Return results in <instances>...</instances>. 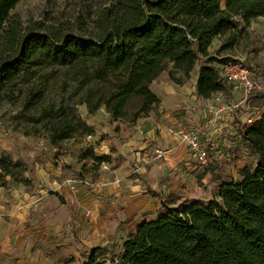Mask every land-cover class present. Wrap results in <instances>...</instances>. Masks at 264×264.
<instances>
[{
	"label": "trees",
	"instance_id": "1",
	"mask_svg": "<svg viewBox=\"0 0 264 264\" xmlns=\"http://www.w3.org/2000/svg\"><path fill=\"white\" fill-rule=\"evenodd\" d=\"M20 1L0 0V90L37 66L60 64L83 92L79 102L42 109L53 146L77 130H94L78 103L90 112L105 106L111 121L132 124L155 111L161 99L153 82L165 71L181 86L196 78L205 99L228 92L218 65L230 62L224 52L243 33L235 21L264 18V0H226L225 7L222 0H107L91 26L75 29L70 22L26 25L13 12ZM217 37L222 44L212 50ZM42 96L28 91L25 105L36 106ZM239 134L256 162L242 168L241 179L223 180L206 203L184 209L163 203L156 218L140 222L122 243L92 247L85 264H264V114L240 124ZM81 157L95 168L111 161L93 146ZM11 169L1 158L0 181Z\"/></svg>",
	"mask_w": 264,
	"mask_h": 264
},
{
	"label": "crops",
	"instance_id": "2",
	"mask_svg": "<svg viewBox=\"0 0 264 264\" xmlns=\"http://www.w3.org/2000/svg\"><path fill=\"white\" fill-rule=\"evenodd\" d=\"M235 24L254 37L250 21L240 17ZM153 90L161 99L155 111L131 126L106 117L97 135H89L98 155L111 156L106 162L111 169L101 174L94 188L64 184L60 190L52 186L49 190L39 175L0 187V264H85L92 247L120 244L140 222L156 218L165 195H170V177L180 175L188 160L196 159L188 142L173 132L180 126L187 128L185 121L204 125L211 145L224 147L220 152L231 146L238 157L246 153L239 126L247 118L244 121L243 115L236 118L234 112L214 113L206 108L213 109L214 103L231 101L234 96L243 104L241 92L229 90L223 96L225 91H220L218 97L205 99L197 93L196 78L181 86L168 77L156 79ZM197 100L206 107H195ZM87 120L92 125L99 122L93 114ZM157 148L165 150L164 157L157 156ZM48 170L61 180L70 176L59 166ZM148 177L157 179L158 188L151 190L161 196L149 193L144 181Z\"/></svg>",
	"mask_w": 264,
	"mask_h": 264
},
{
	"label": "rangeland",
	"instance_id": "3",
	"mask_svg": "<svg viewBox=\"0 0 264 264\" xmlns=\"http://www.w3.org/2000/svg\"><path fill=\"white\" fill-rule=\"evenodd\" d=\"M105 1L107 0H21L13 12L20 14L26 25H33L35 22L44 24L70 22L73 28L79 29L91 26L92 19ZM225 5L226 0H222V6ZM250 22L255 30L254 37H251L249 31L243 32L234 48L225 51L224 54L230 56V61L241 62L259 75L264 72V18H254ZM222 40L223 37H217L212 50L220 48ZM222 64L224 63L218 65L220 71ZM72 74L67 66L44 64L35 67L25 73L22 79L0 90V160L6 158L12 166V172L0 181V187H4L5 182L25 181L38 175L43 178V184L48 185L49 190L51 186L60 190L64 184L72 188H77L79 184L91 187L99 180L101 174L111 169L106 162L95 168L91 158L81 157L88 147L96 146L93 138L89 137V132L77 130L55 147L47 138L48 132L44 127L46 120H40L42 109L61 100H65L66 103L79 102L83 96V92L78 91L72 83ZM166 77L170 79L168 71L163 72L157 79L161 81ZM31 90L43 96L36 106L27 107L24 96ZM224 94L226 95V91L223 96ZM219 95L217 92L214 96ZM200 101L197 100L194 106L206 107L203 101L201 103ZM221 104L214 103L213 109L206 107L207 111L215 113ZM77 108L86 119L89 114L98 117L99 122L94 125L92 135H97L101 130L100 125L105 124L107 118L111 120L110 115L107 116L105 106L92 112L89 111L86 103H78ZM240 108L244 121L249 116L260 118L264 114V90L251 94ZM122 123L125 126L132 125L128 121ZM185 125L187 128L195 127L202 131V139L210 158L207 164H201L197 159L188 160L189 164L184 166L180 175L170 177L168 186L170 195H165V203L181 209L193 203L213 200L223 180L241 179L242 168L256 164L249 147L242 146L246 153L241 157H238L234 147L232 149L231 146L225 147L224 151L220 152L224 147L211 145V137L204 134L206 132L204 125L199 124L198 121L195 123L185 121ZM26 132H30L31 135H27ZM230 137L235 141L234 135ZM51 166L61 167L70 176L61 180L62 177L50 175L48 168ZM67 179L75 181V186L67 183ZM84 180L88 183H84ZM144 181L147 183L149 193L153 195L150 190L159 185L157 179L148 177Z\"/></svg>",
	"mask_w": 264,
	"mask_h": 264
},
{
	"label": "built area",
	"instance_id": "4",
	"mask_svg": "<svg viewBox=\"0 0 264 264\" xmlns=\"http://www.w3.org/2000/svg\"><path fill=\"white\" fill-rule=\"evenodd\" d=\"M220 72L223 78L229 83L230 90L241 92L244 101H247L251 94L264 90V72L258 75L241 62L230 61L224 63L221 65ZM241 105L242 100L238 101L233 97V100L223 102L219 105L217 112L229 111L234 112L236 117H242V112L240 113ZM254 120V117L249 116L245 123H252ZM173 132L188 142L190 152L201 164H207L209 162L210 154L203 142L201 130L195 127L184 128L180 126L173 130ZM156 154L158 157H164L166 152L162 148H157ZM66 182L75 186V181L71 179H67ZM83 182L88 183L85 181Z\"/></svg>",
	"mask_w": 264,
	"mask_h": 264
}]
</instances>
